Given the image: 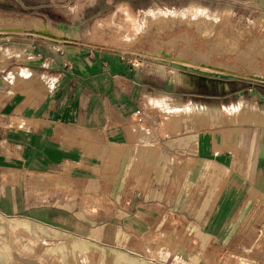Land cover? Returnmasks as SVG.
Returning <instances> with one entry per match:
<instances>
[{"label": "crops", "instance_id": "0c3cea01", "mask_svg": "<svg viewBox=\"0 0 264 264\" xmlns=\"http://www.w3.org/2000/svg\"><path fill=\"white\" fill-rule=\"evenodd\" d=\"M39 25L54 42L0 28V264H219L241 194L226 189L214 204L220 186L210 182L221 180L220 166L252 175L264 161L259 137L232 160L213 159L212 129L173 138L176 125L157 117L147 138L159 145H135L139 71L114 56L69 52ZM172 100L210 124L219 116ZM169 112L174 121L180 109ZM150 148L160 155L149 158Z\"/></svg>", "mask_w": 264, "mask_h": 264}, {"label": "rangeland", "instance_id": "374dc122", "mask_svg": "<svg viewBox=\"0 0 264 264\" xmlns=\"http://www.w3.org/2000/svg\"><path fill=\"white\" fill-rule=\"evenodd\" d=\"M39 24L54 31L57 44L69 52L84 48L95 57L114 56L139 71L141 88L133 94V111L139 109L145 121L131 124L137 133L135 145H159L147 138L152 131L150 118L159 117L176 125L173 138L200 126L212 129L216 135L213 159L232 160L231 152L241 153V146L255 136L264 148V0H0L2 35L27 34L54 42L50 33L38 30ZM71 34L76 38L69 37ZM148 95L158 97L157 102L145 106ZM172 98L193 107L204 104L209 113L205 115L219 116L210 124L194 116L199 110ZM156 103L166 106L164 113ZM175 107L180 109L179 115L170 121L174 115L169 111ZM194 138L189 135L192 145ZM147 152L153 159L160 155L153 156V148ZM211 168L206 166L204 172L210 175ZM216 178L221 180L210 182L220 186L214 204L226 189L241 194L238 228L232 243L221 247L219 264H261L264 161L252 175H244L232 165L220 166ZM247 205L253 206L249 215L245 214Z\"/></svg>", "mask_w": 264, "mask_h": 264}, {"label": "built area", "instance_id": "2783aa9c", "mask_svg": "<svg viewBox=\"0 0 264 264\" xmlns=\"http://www.w3.org/2000/svg\"><path fill=\"white\" fill-rule=\"evenodd\" d=\"M136 119L138 123H142L144 120V116L141 114L139 110L135 111Z\"/></svg>", "mask_w": 264, "mask_h": 264}, {"label": "bare ground", "instance_id": "6f19581e", "mask_svg": "<svg viewBox=\"0 0 264 264\" xmlns=\"http://www.w3.org/2000/svg\"><path fill=\"white\" fill-rule=\"evenodd\" d=\"M0 32H1V30H0Z\"/></svg>", "mask_w": 264, "mask_h": 264}]
</instances>
